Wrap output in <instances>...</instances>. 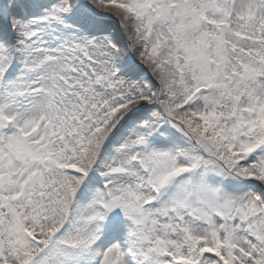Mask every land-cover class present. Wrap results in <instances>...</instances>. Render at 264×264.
I'll return each instance as SVG.
<instances>
[{"label": "snow or ice", "instance_id": "6c2138e0", "mask_svg": "<svg viewBox=\"0 0 264 264\" xmlns=\"http://www.w3.org/2000/svg\"><path fill=\"white\" fill-rule=\"evenodd\" d=\"M0 264H264V0H0Z\"/></svg>", "mask_w": 264, "mask_h": 264}]
</instances>
